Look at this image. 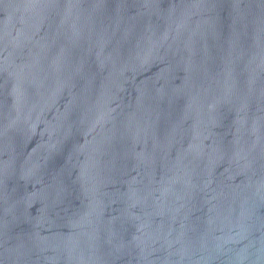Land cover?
<instances>
[{"label":"water","instance_id":"1","mask_svg":"<svg viewBox=\"0 0 264 264\" xmlns=\"http://www.w3.org/2000/svg\"><path fill=\"white\" fill-rule=\"evenodd\" d=\"M0 264H264V0H0Z\"/></svg>","mask_w":264,"mask_h":264}]
</instances>
